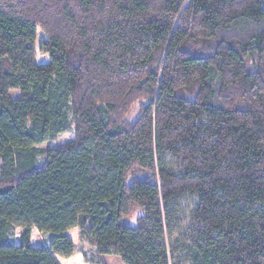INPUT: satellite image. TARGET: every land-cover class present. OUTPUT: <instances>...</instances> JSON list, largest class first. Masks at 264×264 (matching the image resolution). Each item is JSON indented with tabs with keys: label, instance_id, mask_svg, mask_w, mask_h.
I'll use <instances>...</instances> for the list:
<instances>
[{
	"label": "trees",
	"instance_id": "trees-1",
	"mask_svg": "<svg viewBox=\"0 0 264 264\" xmlns=\"http://www.w3.org/2000/svg\"><path fill=\"white\" fill-rule=\"evenodd\" d=\"M75 228L125 264H264V0H0V264Z\"/></svg>",
	"mask_w": 264,
	"mask_h": 264
},
{
	"label": "rangeland",
	"instance_id": "rangeland-1",
	"mask_svg": "<svg viewBox=\"0 0 264 264\" xmlns=\"http://www.w3.org/2000/svg\"><path fill=\"white\" fill-rule=\"evenodd\" d=\"M46 38V34L44 31H42L41 29L38 30L37 33V61L40 63L46 62L47 60L49 61V56L47 54H43L39 51L38 46L39 43ZM12 94L17 96L19 94V92L17 90L12 91ZM138 109H139V103H137L134 106V109L132 110V112L129 115V119L133 120L137 117L138 114ZM73 124H72V128L65 132L62 133L58 136V138L55 141H48V142H44L42 144H38L35 146V148L39 151V161H43V159L45 158L46 155V151L49 150L50 148H54L56 147L58 144L61 143H66L69 142L73 139L74 137V130H73ZM23 228L21 227H17L15 229V234L12 236V239L17 241L19 240V235L21 233ZM49 233H41V236H35L34 237V241L36 244L39 243V238L44 239L43 241H40L43 244L47 245V240L49 238ZM68 234L70 235V237L73 239L74 244H75V249L76 251H78L82 258L84 259L85 264H125L122 259L114 254H99L96 251V248L94 245H92L90 242H88L87 240L83 239L80 236V232H79V228H75L72 229L68 232Z\"/></svg>",
	"mask_w": 264,
	"mask_h": 264
},
{
	"label": "crops",
	"instance_id": "crops-1",
	"mask_svg": "<svg viewBox=\"0 0 264 264\" xmlns=\"http://www.w3.org/2000/svg\"><path fill=\"white\" fill-rule=\"evenodd\" d=\"M48 61V60H47ZM46 61V62H47ZM23 230L24 229H22V231H21V233L23 232ZM20 233V234H21ZM41 236V232L40 231H38V229L37 228H35V227H33L32 228V240H31V242H32V245L33 246H41V245H44V246H46V244H43L41 241H43L44 239H41V238H39V243L38 244H36L35 243V241H34V237L36 236ZM49 235V237H50V234H48ZM20 236V235H19ZM40 239H41V241H40ZM49 239V238H48ZM45 241V240H44ZM16 243H18L19 242V240H17V241H15ZM56 259H57V261L59 262V264H85V262H84V259L82 258V256H81V254L78 252V251H76V254L75 255H73V256H71V257H69V258H64V257H61V256H58V255H56Z\"/></svg>",
	"mask_w": 264,
	"mask_h": 264
}]
</instances>
